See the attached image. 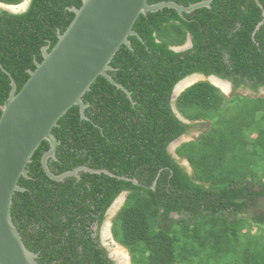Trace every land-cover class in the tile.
<instances>
[{
  "label": "trees",
  "instance_id": "1",
  "mask_svg": "<svg viewBox=\"0 0 264 264\" xmlns=\"http://www.w3.org/2000/svg\"><path fill=\"white\" fill-rule=\"evenodd\" d=\"M82 4L31 0L18 14L0 8V118L12 90L5 70L19 92L43 61V48L55 47L75 19L71 9ZM263 13L257 0H214L183 16L164 8L139 17L134 30L142 40L130 37L132 49L123 45L109 71L131 98L99 76L84 97L87 119L73 106L53 129L61 144L49 161L56 175L88 167L139 184L85 171L53 181L42 167L50 148L44 141L28 165L31 178L20 179L27 190L15 194L12 207L39 264H116L100 231L122 195L112 231L133 264H264V25L254 34ZM189 35L191 49L172 50ZM195 73L232 81L233 94L204 81L173 103L175 86ZM242 88L255 96L240 94ZM194 132L200 135L174 158L171 144Z\"/></svg>",
  "mask_w": 264,
  "mask_h": 264
},
{
  "label": "water",
  "instance_id": "2",
  "mask_svg": "<svg viewBox=\"0 0 264 264\" xmlns=\"http://www.w3.org/2000/svg\"><path fill=\"white\" fill-rule=\"evenodd\" d=\"M213 1L204 0L187 7L176 2L150 4L149 0H82L80 8L71 9L76 16L69 28L59 34V41L50 52L49 46L43 48V61L35 62L36 70L29 71L30 78L19 92L11 74L5 70L12 79V90L0 118V264H39V254L28 249L23 241L14 222L12 207L15 194L27 190L19 184L20 179L31 178L28 165L44 141L49 143L50 148L42 156V167L53 181L63 182L68 177L80 178L79 173L85 171L139 184L136 179L119 177L106 169L79 167L60 175L54 174L49 161L57 160V148L61 142L54 135L53 129L59 126L61 118L73 106H79L82 119H87L85 111L89 104L85 103L84 97L99 76L107 78L131 98V93L115 81L109 71L114 70L111 63L123 45L132 49L130 37L137 36L142 40L134 30L142 14L170 8L183 16L184 13H192L201 8H211ZM257 2L264 10L260 0ZM20 7L0 4V8L15 14L25 12L29 4L23 9ZM263 25L264 20L254 34ZM214 78L202 76L201 79L214 81ZM187 82L188 79L177 86L176 96L184 90ZM178 117L188 123L179 113ZM189 140L182 136L172 144V149ZM189 170L192 172L190 167ZM156 184L157 181L154 189ZM123 201L125 195L114 202L109 209V217L117 212ZM111 225H107L110 228L107 229V236L112 233ZM103 245L108 247L104 241ZM110 257L116 264H121L115 259L114 253Z\"/></svg>",
  "mask_w": 264,
  "mask_h": 264
},
{
  "label": "flooded vegetation",
  "instance_id": "3",
  "mask_svg": "<svg viewBox=\"0 0 264 264\" xmlns=\"http://www.w3.org/2000/svg\"><path fill=\"white\" fill-rule=\"evenodd\" d=\"M30 3H31V0H29V3L27 2V3H25V4H23V5H21V7L20 6H16L17 8L18 7H20V9H23V7L25 6V5H27V4H29L30 5ZM19 9V10H20ZM9 11V10H8ZM10 12V11H9ZM12 13V12H11ZM15 14V13H14ZM192 39H193V37L191 36V35H189V37H188V40H187V42L183 45V46H177V47H175L173 50H181L180 52H185V51H187V50H189V49H191L192 47H193V42H192ZM173 48V47H172ZM202 76L204 77H206V78H209L210 76H207V75H205V74H203V73H199V74H196V76H194V74H192V76L191 75H189V77L188 78H186V79H184V80H182V81H180L176 86H175V88H174V91H173V103H175L176 102V100L179 98V96L186 90V89H188V88H190V87H192V86H194L195 84H198L199 82H204L205 80H202L201 78H202ZM211 76H215L216 78H214V79H216V80H218V81H220V82H222V83H224V84H227L228 86H229V89H228V91H225L223 88H221L220 86H217V84L214 82V81H209V79L208 80H206V81H209L211 84H213L215 87H217V88H219L225 95H227L228 97H230L232 94H233V89H234V84H233V82L232 81H230V80H226V79H223V78H221V77H219V76H217V75H211ZM189 80V82H187L186 84H187V86H185V88H184V90H182L177 96L175 95V91H176V88H177V86L181 83V82H183V81H185V80ZM242 90H243V88H242ZM243 91H245L246 93H243V92H241V90L240 91H238L240 94H243V95H249V96H255V94L254 93H252L250 90H243ZM176 109V108H175ZM179 112H177V114H178ZM180 114V113H179ZM193 137H194V135H196V136H199L200 135V132H194L193 134ZM191 135V136H192ZM95 229H97L96 227H95ZM102 230V229H101ZM112 234V238H114V234L113 233H111ZM100 236H101V243H102V245H103V240H102V234H101V231H100ZM109 239V238H108ZM115 239V238H114ZM104 246V245H103ZM107 248V247H106ZM109 251V250H108ZM109 254H110V251H109ZM111 255V254H110ZM131 256V255H130ZM131 259H132V256H131Z\"/></svg>",
  "mask_w": 264,
  "mask_h": 264
},
{
  "label": "rangeland",
  "instance_id": "4",
  "mask_svg": "<svg viewBox=\"0 0 264 264\" xmlns=\"http://www.w3.org/2000/svg\"><path fill=\"white\" fill-rule=\"evenodd\" d=\"M27 2L29 3V0H23L21 5H23V4L27 3ZM221 85L225 86V87H223V89L225 91H228L229 87H228L227 84L222 83ZM241 92L246 93L243 90H241ZM259 95L260 96H264V89H261ZM187 137L193 138V135L192 136L191 135H187ZM189 141H191V140H189ZM188 168H189V166H188ZM124 203L125 202L123 201V203L121 204L120 208L123 206ZM120 208L117 210V212L120 210ZM117 212L112 217L111 216L109 217V215H108V217H107V219H106V221L104 223V226L102 227V230H101L102 240L108 246L107 248L110 251L111 255H112V253L115 254V256H116L115 259H117V261H119L121 264H132V259H131V256H130V253L128 252V250L125 247H123L122 245L117 244L114 241V239L112 238V234L109 233V236H107V229H110L107 225L108 224L111 225V223L113 221V218H114V216H116ZM111 232H112V230H111ZM253 232L256 233L257 232L256 229H254ZM116 253H117V255H116Z\"/></svg>",
  "mask_w": 264,
  "mask_h": 264
},
{
  "label": "clouds",
  "instance_id": "5",
  "mask_svg": "<svg viewBox=\"0 0 264 264\" xmlns=\"http://www.w3.org/2000/svg\"><path fill=\"white\" fill-rule=\"evenodd\" d=\"M18 6H20V5H18ZM174 48H175V47H173L172 50H173ZM175 51H176V50H175ZM176 52H180V51L177 50ZM196 74H197V73H195L194 76H196ZM198 74H199V73H198ZM191 76H192V74H191ZM188 77H189V76H188ZM188 77H186V78H188ZM186 78H184V79H186ZM184 79H183V80H184ZM195 85H196V84H195ZM186 120H187V119H186ZM187 121H188V120H187ZM185 123H186V122H185ZM188 123H190V122L188 121ZM185 137H187V136L185 135ZM180 138H181V137H180ZM188 138H190L191 141L193 140V138H191V137H188ZM178 139H179V138H178ZM178 139H177V140H178ZM177 140H175V141H177ZM175 141H174V142H175ZM174 142H173V143H174ZM187 142H190V141H187ZM173 143H172V144H173ZM184 143H186V142L181 143L179 146H177V147H175V148H173V149H172V144H171V146H170V148H169V152L173 155L174 158H176V159H178V160L181 159V158L179 157V155L177 154V150H178V148L181 147V145L184 144ZM187 163H188V166L191 168L190 163H189L187 160L183 161V164L188 168ZM188 170H189V168H188ZM191 170H192V168H191ZM189 171H190V170H189ZM190 172H191V171H190ZM124 202H125V201H124ZM111 224H112V223H111ZM112 225H113V224H112ZM112 225H111V230H112ZM112 233H113V231H112ZM114 238H115V237H114ZM114 238H113V239H114ZM114 241H115L117 244L122 245V244L119 243L116 239H114ZM122 246H123V245H122ZM123 247H124V246H123ZM125 248H126V247H125ZM126 249H127V248H126ZM127 250H128V249H127ZM128 252H129V251H128ZM129 253H130V252H129ZM130 255H131V254H130ZM118 257H119V256H118ZM132 264H133V262H132Z\"/></svg>",
  "mask_w": 264,
  "mask_h": 264
},
{
  "label": "bare ground",
  "instance_id": "6",
  "mask_svg": "<svg viewBox=\"0 0 264 264\" xmlns=\"http://www.w3.org/2000/svg\"><path fill=\"white\" fill-rule=\"evenodd\" d=\"M214 82L216 83V84H218L221 88H223V87H225V86H222L221 84V82L220 81H218V80H216V79H214ZM229 87V86H228ZM120 250V249H119ZM123 254V253H122Z\"/></svg>",
  "mask_w": 264,
  "mask_h": 264
}]
</instances>
